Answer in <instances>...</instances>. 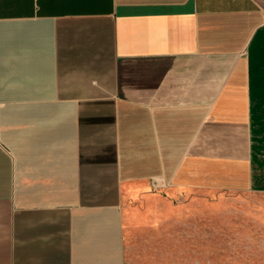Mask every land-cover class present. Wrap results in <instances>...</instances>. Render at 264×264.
I'll use <instances>...</instances> for the list:
<instances>
[{"label":"crops","instance_id":"0c3cea01","mask_svg":"<svg viewBox=\"0 0 264 264\" xmlns=\"http://www.w3.org/2000/svg\"><path fill=\"white\" fill-rule=\"evenodd\" d=\"M226 193L264 194V0H0V264L186 249Z\"/></svg>","mask_w":264,"mask_h":264},{"label":"rangeland","instance_id":"374dc122","mask_svg":"<svg viewBox=\"0 0 264 264\" xmlns=\"http://www.w3.org/2000/svg\"><path fill=\"white\" fill-rule=\"evenodd\" d=\"M193 208L186 249H141L131 264H264V194L226 193Z\"/></svg>","mask_w":264,"mask_h":264}]
</instances>
